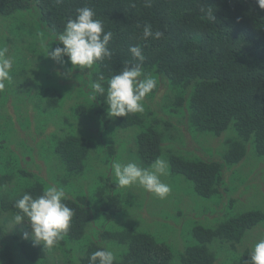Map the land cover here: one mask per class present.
I'll return each mask as SVG.
<instances>
[{
    "label": "trees",
    "instance_id": "trees-1",
    "mask_svg": "<svg viewBox=\"0 0 264 264\" xmlns=\"http://www.w3.org/2000/svg\"><path fill=\"white\" fill-rule=\"evenodd\" d=\"M32 6L39 14V21L55 36L63 32L67 20L74 18L76 10L82 7L91 8L95 18L103 21L105 32L113 33L108 44L112 52L110 58L95 63L91 68H84L81 73L73 72L89 87L90 95L94 91L93 82L103 83L106 90L107 80L118 74L126 64L134 62L129 48L141 46L145 56L144 71L157 79V87L143 100L145 111L125 117H111L107 113L106 94L99 93H96V99H93L94 96L87 99V106L91 108V120L96 117L91 124L92 130L97 127L105 130L115 127L143 129L136 136L137 160L142 165H151L161 155L170 123L163 116L173 118L178 114L182 116L178 122L186 123L187 129L194 133L219 137L231 130L237 136V139L226 140L227 148L222 162L178 154L169 156L172 176H183L202 199L220 195L223 165L229 167L242 161L245 143L250 139L254 143L256 155H264V9L259 8L256 0H0V16H15L17 12L29 10ZM144 23L151 24L153 31L159 30L164 36L161 39L144 40L142 27H137V24ZM6 42L8 40L0 44L5 47ZM60 46L57 39L51 41L48 48L51 51ZM29 60L28 56L26 63ZM31 60L37 61L34 58ZM54 63L59 64L62 73L65 71V82V74H71L68 58L65 56L62 62ZM30 70L27 69V78L22 79L23 70L16 80L6 82V91L3 92L6 96L12 92L15 95L12 100L13 114L21 128L26 127L21 126L18 120L28 117V112H23L28 104H35L32 110L40 118L49 111L59 112L63 106L60 104L62 93L57 92L56 95L41 99V104L34 101L36 95L31 98L25 96L24 92L29 90V80L39 77L38 69L31 71L32 75L29 76ZM60 71L55 73L56 77ZM12 73L14 70H11ZM73 75L75 82L77 78ZM100 76L104 77L103 81L99 80ZM45 82L55 84L51 79L43 81L39 93L49 90ZM161 85L166 87L167 92L160 99L163 103L156 101L157 111L152 109L151 103L155 105L153 99ZM85 96L88 98V95ZM85 108V105H78L74 113H81ZM8 122L14 127L9 117ZM55 124L66 133L55 136L51 141H37L36 145L38 148L53 147L62 173L56 172L51 177L58 185L63 173L70 179L82 176L87 170L90 174L96 169L94 163L88 160L97 141L91 134L68 132L57 122ZM24 149L26 155L31 150L27 147ZM113 149L112 143L107 144L104 155L111 158ZM7 155L9 159L20 163L16 172L11 169V174H0V190H4L0 196V215L4 214L5 222L14 221L17 211L15 203L25 193L36 197L49 187L43 178L21 169L22 162L27 161L11 151ZM101 162V166L105 165V162ZM14 176L16 182L8 188ZM92 195L101 204L106 222L112 221L121 210L131 211V203L125 200L126 193L118 189L117 183L105 182L93 190ZM63 202L73 210L74 215L62 240L51 247H43L27 239L18 241L14 249L6 244L0 250V264H17L14 254L18 253L25 264L45 260L46 264H90L91 254L105 247L115 252V264H217L218 252L231 256L232 250L242 242L248 231L258 226L264 229V211L241 212L224 218L215 226H193L190 243L183 251L174 252L163 237L141 229L138 224L136 227H120L115 220V229L99 234L102 243L89 241L79 245L77 243L82 242L91 220L90 211L80 198L65 195ZM89 231L90 237L96 235L95 231ZM51 252L52 255L58 253L55 257H59L56 262L53 260L48 263V254ZM63 253L68 259H64ZM74 253L79 257L72 259ZM242 258L250 260L248 250Z\"/></svg>",
    "mask_w": 264,
    "mask_h": 264
},
{
    "label": "rangeland",
    "instance_id": "rangeland-1",
    "mask_svg": "<svg viewBox=\"0 0 264 264\" xmlns=\"http://www.w3.org/2000/svg\"><path fill=\"white\" fill-rule=\"evenodd\" d=\"M57 39L58 36L51 34L48 28L39 21V14L34 6L29 10L17 12L15 16H0V43L8 40L5 47L8 49V58L12 60V70H14V73L11 74L12 80L21 76L19 72L23 70L22 79L27 78L28 68L31 69L29 76L32 75L31 71L35 72L38 69L39 77L38 79L32 77L29 80V90L24 92L25 96L31 98L32 95H36L33 98L34 101L41 104V99H45L49 95H56L58 92L62 93L60 104L63 105L59 112L49 111L40 118L32 110L35 104H28L23 111L24 114L28 112V117L24 116L18 120L21 126L26 127L21 128L16 121V115L13 114L12 100L15 95L13 92L8 96L4 95L6 86L3 91H0V141L2 144L0 147V174H11V169L13 172L18 170L20 162H14L7 155V152L11 151L18 158L21 157L27 161L26 163L22 162L21 169L43 178L49 186L62 187L66 196L85 201L90 211L91 220L82 242L77 244L82 245L89 241L102 243L99 234L105 230L115 229L114 221L116 220V224L120 227L128 225L136 227L138 224L141 229L163 237V240L170 244L174 252H181L190 243L191 231L195 225L215 226L224 218L241 212L264 211V155H256L254 143L250 139L245 143V156L242 161L229 167L223 165V185L219 196L202 199L195 194L192 185L183 176L173 177L168 170V174L162 176L161 180L168 184L171 190L163 199L145 191L139 185L118 186L120 191L123 190L126 193L125 200L131 203V211L121 210L112 221L106 222L101 212V204L96 202L92 192L105 182L117 183L112 171L113 162L124 164L133 162L144 168L150 166H144L137 160L136 136L143 129L139 127L117 129L115 127L113 130H105L97 127L92 130L91 124L96 117L94 116L95 118L91 120L92 113L90 106H87V99H91L92 96L96 97V92L93 91L90 95L89 87L79 77L73 75V72H83L84 68L70 66V73L77 80L74 82L71 74H65L66 81L63 82L64 68L62 67V73L59 64L55 65L54 61L47 56L50 42ZM0 47H4L3 44H0ZM28 56L30 60L26 63ZM33 58L37 61L31 60ZM58 71L60 72L56 77L55 73ZM49 79L55 81V84L51 85L49 82H45L44 85L49 90H41L39 93L40 86L43 87L42 82ZM83 92L88 95V98ZM166 92V87L161 85L153 99L155 105L151 103L152 109L158 111L156 101L163 103L160 99ZM175 94L176 92H174ZM148 104L150 105V103ZM78 105H85L86 108L81 113L75 114L74 111ZM158 113L163 116L161 112ZM8 117L12 119L16 129L10 125ZM163 117L171 124L169 123V129H167L169 133L165 136L159 157L164 158L167 162L169 156L173 154L222 162V156L227 148L226 140L237 139L231 130L225 131L219 137L194 133L187 129L186 123L178 122V119L182 117L180 114L175 115L174 119L168 116ZM54 121L68 132L91 134V137L97 141V146L92 149L94 151L88 160L90 163H94L96 169L90 174L87 170L82 176L70 179L63 173L58 185L55 184L52 177L56 172H61V166L53 152V147L38 148L36 145L37 141H51L55 136L66 133L65 131L63 133V129L56 126ZM109 143H112L114 148L111 158L104 155V148ZM26 147L31 149L27 155L24 149ZM102 147L103 154L101 155ZM22 152L25 153L24 156H22ZM101 160L105 162V165L101 166ZM12 165H14L13 168ZM15 177L11 180L12 183L9 182L7 185L8 188H11L16 182ZM3 191V189L0 190V196ZM5 195L6 192H4ZM3 215H0V250L6 244L13 249L17 248L16 243L22 239L34 240L31 236V229L25 222L20 224H15L11 220L5 222L6 217ZM259 227H255L245 234L242 242L232 250L231 256L218 252L216 254L217 264H249V261L242 257L246 250L251 255L254 245L264 239V229ZM89 230L95 231L96 235L90 237ZM26 233L27 237H25ZM103 245L107 246L104 242ZM75 254L72 259L78 258L82 253L80 252L79 256H75ZM14 255L17 264H25L20 253ZM55 255L59 254L52 255V252L48 254V263L58 260L59 256L56 258ZM63 257L68 259L65 253H63ZM36 264H46V260Z\"/></svg>",
    "mask_w": 264,
    "mask_h": 264
},
{
    "label": "clouds",
    "instance_id": "clouds-1",
    "mask_svg": "<svg viewBox=\"0 0 264 264\" xmlns=\"http://www.w3.org/2000/svg\"><path fill=\"white\" fill-rule=\"evenodd\" d=\"M260 9H264V0H256ZM142 27L144 40L161 39L164 33L153 31L152 25L137 24ZM111 31L105 32L103 21L95 18L94 11L89 7L76 10L74 18H69L64 30L59 34L60 47L47 50V56L55 62H62L63 57L68 58V63L76 68H91L95 63L112 56L108 44L112 39ZM8 49L0 47V91H3L6 82L12 80V60L7 56ZM133 57L131 63L126 64L118 74L107 80V89L103 83L93 82L94 92L106 94L107 113L111 117H125L129 114L143 113L144 98L157 87V79L144 71L145 56L139 45L129 48ZM104 80L103 76L99 77ZM93 99H96L94 96ZM168 162L156 158L147 167L136 163L127 164L113 162L112 171L119 187L139 185L158 198H165L170 192V186L162 182L161 177L168 174ZM65 193L62 187L49 186L42 194L33 197L25 193L15 203L17 209L14 214V223L26 222L31 229V236L35 242L44 246H54L66 234L72 217L73 210L63 201ZM27 233L25 237H27ZM116 254L110 248H102L91 254L90 264H115ZM249 264H264V239L259 240L253 247Z\"/></svg>",
    "mask_w": 264,
    "mask_h": 264
}]
</instances>
